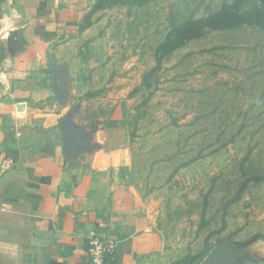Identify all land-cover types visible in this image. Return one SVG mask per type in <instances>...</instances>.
<instances>
[{"label":"rangeland","instance_id":"374dc122","mask_svg":"<svg viewBox=\"0 0 264 264\" xmlns=\"http://www.w3.org/2000/svg\"><path fill=\"white\" fill-rule=\"evenodd\" d=\"M57 1L80 9L81 93L129 104L134 187L161 262L203 264L232 244L229 264H264V0ZM225 8L263 22L207 29L158 65L183 25Z\"/></svg>","mask_w":264,"mask_h":264},{"label":"crops","instance_id":"0c3cea01","mask_svg":"<svg viewBox=\"0 0 264 264\" xmlns=\"http://www.w3.org/2000/svg\"><path fill=\"white\" fill-rule=\"evenodd\" d=\"M79 10L0 0V264H90V233L117 243L112 264H163L134 187L129 104L81 93Z\"/></svg>","mask_w":264,"mask_h":264},{"label":"trees","instance_id":"16d2710c","mask_svg":"<svg viewBox=\"0 0 264 264\" xmlns=\"http://www.w3.org/2000/svg\"><path fill=\"white\" fill-rule=\"evenodd\" d=\"M263 15L261 10L256 12H239L238 10L223 9L219 14L208 19H202L183 25L176 33L173 40L160 45L156 51L158 65L162 59L173 52L183 48L193 40L201 38L207 29L234 28L246 24L262 23ZM110 262L109 264H112ZM179 264H191L184 260Z\"/></svg>","mask_w":264,"mask_h":264},{"label":"built area","instance_id":"2783aa9c","mask_svg":"<svg viewBox=\"0 0 264 264\" xmlns=\"http://www.w3.org/2000/svg\"><path fill=\"white\" fill-rule=\"evenodd\" d=\"M87 245L90 264H109L117 255V243L101 238L96 233L89 234Z\"/></svg>","mask_w":264,"mask_h":264},{"label":"water","instance_id":"95a60500","mask_svg":"<svg viewBox=\"0 0 264 264\" xmlns=\"http://www.w3.org/2000/svg\"><path fill=\"white\" fill-rule=\"evenodd\" d=\"M122 116L127 119V105L122 103ZM236 248L232 244L218 245L212 249L203 264H229L236 259Z\"/></svg>","mask_w":264,"mask_h":264}]
</instances>
